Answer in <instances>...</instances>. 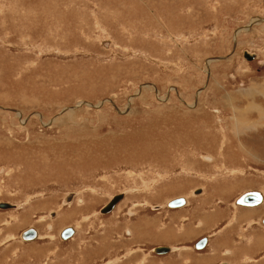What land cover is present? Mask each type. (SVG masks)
<instances>
[{
  "label": "rangeland",
  "instance_id": "rangeland-1",
  "mask_svg": "<svg viewBox=\"0 0 264 264\" xmlns=\"http://www.w3.org/2000/svg\"><path fill=\"white\" fill-rule=\"evenodd\" d=\"M257 19L264 0H0V264H264Z\"/></svg>",
  "mask_w": 264,
  "mask_h": 264
},
{
  "label": "water",
  "instance_id": "water-1",
  "mask_svg": "<svg viewBox=\"0 0 264 264\" xmlns=\"http://www.w3.org/2000/svg\"><path fill=\"white\" fill-rule=\"evenodd\" d=\"M244 58L246 60H253L254 56L249 55L248 53H244L243 54ZM73 193H70L69 195H67V198L64 199V203H71V201L73 200ZM123 194H119L116 196H113L112 198H110V201L108 202L107 205H105L100 213L101 214H109L111 212V210L114 208V206L120 202V200L122 199ZM261 201V197L259 194L257 193H246L243 196L240 197V199L238 200V203L242 206H253V205H258L259 202ZM185 204L184 200L182 198H178L175 199L171 202H169L167 204L168 208H179L182 207ZM14 205H10L7 203H0V210H9V209H14ZM262 224L264 226V219L262 220ZM72 235V230L70 228H66L64 229L61 234V240H67L70 238V236ZM23 240H32L33 238H35V232L31 229H27L25 232H23L22 235ZM204 239L201 240L197 246V248H201L204 244ZM158 254L160 253H164L167 252L166 248H161V249H156L155 250ZM160 252V253H159Z\"/></svg>",
  "mask_w": 264,
  "mask_h": 264
},
{
  "label": "flooded vegetation",
  "instance_id": "flooded-vegetation-1",
  "mask_svg": "<svg viewBox=\"0 0 264 264\" xmlns=\"http://www.w3.org/2000/svg\"><path fill=\"white\" fill-rule=\"evenodd\" d=\"M122 199H123V198H122ZM122 199H121V200H122ZM174 199H175V198H174ZM121 200H120V201H121ZM121 202H122V201H121ZM106 204H107V203H106ZM106 204H105V205H106ZM119 204H120V202H119ZM11 205H14V204H11ZM14 206L16 207V210H17V209H18V206H16V205H14ZM162 206H164V205H162ZM162 206L160 205L159 207L161 208ZM116 207H117V206H116ZM116 207H114V210L112 209L111 212H110L109 214H101V213H100L99 215H103L104 218H105V217H108V216H110L112 213L114 214L115 212H117V210L115 211ZM159 207H158V208H159ZM158 208H157V209H158ZM166 208H167V209H170V208H168L167 206H166ZM173 209H175V208H173ZM170 210H171V209H170ZM3 211H4V210H3ZM124 213H125V216H126V217H129V214H127L126 212H124ZM127 215H128V216H127ZM263 218H264V216H263L261 219H263ZM29 228L34 229L35 232H36V236H37L38 231H37L34 227H29ZM29 228L27 227L26 229H29ZM64 228H66V227H64ZM64 228H62V229H64ZM71 228H72V227H71ZM26 229H25V230H26ZM62 229H61V230H62ZM72 229H73V228H72ZM61 230H60V231H61ZM23 231H24V230H23ZM60 231L58 232L57 237H58V240H59V241H62V240L59 239V233H60ZM124 232H127V230H125ZM18 233H19V232H18ZM75 233H76V232L74 231L73 235H72L69 239H67V240H65V241L70 240V239L75 235ZM130 235H131V233H130ZM37 239H38V238H36L34 241H36ZM201 240H203V239H201ZM201 240H199L198 242H197V240H196L195 243L192 245L193 250H196V252H197V250H199V249H197V246H198V244H199V242H200ZM19 241H20V240H19ZM34 241L32 240V242H34ZM205 241H206V240L204 239L203 242H205ZM20 242H21V241H20ZM28 243H29V242H28ZM24 244H25V243H24ZM161 247L168 248L167 252H164L163 254H157L156 251H155L154 249H155V248L158 249V248H161ZM150 249H151V248H150ZM151 252H152L153 255L161 256V255H164V254L166 255V254L170 253V252H171V249H170L169 247H167V246H157V247H154V248L151 250ZM180 252H181V251H180ZM151 257H154V256H151ZM144 260H145V262H146V259H144Z\"/></svg>",
  "mask_w": 264,
  "mask_h": 264
},
{
  "label": "bare ground",
  "instance_id": "bare-ground-1",
  "mask_svg": "<svg viewBox=\"0 0 264 264\" xmlns=\"http://www.w3.org/2000/svg\"><path fill=\"white\" fill-rule=\"evenodd\" d=\"M259 22H264V20H261V19H257V20H253L252 22H251V24H256V23H259ZM264 24V23H263ZM247 53V52H246ZM249 54V53H248ZM249 55H252V54H249ZM253 56V55H252ZM99 105V104H98ZM20 114L19 113H17V116H19ZM61 116V115H60ZM121 194H123L124 195V192L123 193H121ZM246 194V193H245ZM122 198H123V196H122ZM178 198H182L183 200H184V202H185V199L183 198V197H178ZM178 198H175V199H178ZM110 199V198H109ZM175 199H171V200H169L166 204H165V207L167 206V204L169 203V202H171V201H173V200H175ZM79 202H82V201H80V200H78ZM263 201V200H262ZM7 204H9V203H7ZM68 204V203H67ZM107 204H108V202H107ZM106 204V205H107ZM11 205V204H10ZM105 206V205H104ZM253 206H255V205H253ZM15 207V206H14ZM16 209V207L14 208V209H9V210H15ZM170 209H173V208H170ZM117 210H118V208H117ZM4 211H6V210H4ZM99 212V211H98ZM100 214V213H99ZM264 219V218H263ZM263 219H261L260 220V224L263 226V224H262V220ZM66 228H70L71 230H72V235H73V233H74V230L71 228V227H66ZM66 228H64V229H66ZM29 229H31V230H33L34 232H35V230L34 229H32V228H29ZM28 229V230H29ZM64 229H62L61 231H60V233H59V239L61 240V237H60V234H61V232L64 230ZM27 230V229H26ZM26 230H24V231H22L20 234H19V240L21 241V242H24V243H28V242H32V240L34 241L35 239H36V232H35V238H33L32 240H23V238H22V235H23V232H25ZM71 235V236H72ZM70 236V237H71ZM62 241H65V240H62ZM161 248H165V247H161ZM161 248H158V249H161ZM167 250H168V248H166ZM154 250H156V248L154 249ZM157 253V252H156ZM160 253V252H159ZM158 254V253H157ZM160 254H163V253H160Z\"/></svg>",
  "mask_w": 264,
  "mask_h": 264
}]
</instances>
